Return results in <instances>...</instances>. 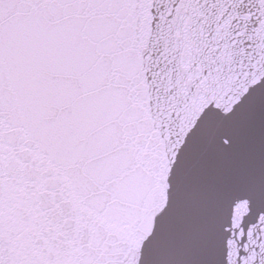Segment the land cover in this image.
I'll list each match as a JSON object with an SVG mask.
<instances>
[{"label": "snow or ice", "instance_id": "obj_1", "mask_svg": "<svg viewBox=\"0 0 264 264\" xmlns=\"http://www.w3.org/2000/svg\"><path fill=\"white\" fill-rule=\"evenodd\" d=\"M0 264H264V0H0Z\"/></svg>", "mask_w": 264, "mask_h": 264}]
</instances>
